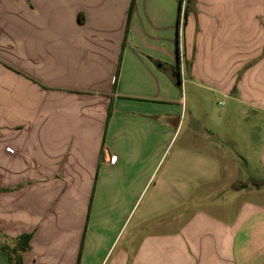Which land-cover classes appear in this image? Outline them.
<instances>
[{
    "label": "crops",
    "instance_id": "crops-1",
    "mask_svg": "<svg viewBox=\"0 0 264 264\" xmlns=\"http://www.w3.org/2000/svg\"><path fill=\"white\" fill-rule=\"evenodd\" d=\"M181 3L0 0V62L9 43L33 81L0 63V188L14 189L0 193V233L33 232L30 207L56 186L42 174L62 168L76 173L67 203L75 186L92 201L66 264H264V178L233 180L245 155L264 173V0H186L178 30ZM188 83L202 108L227 100L219 123L242 133L182 134ZM46 225L23 264L65 251Z\"/></svg>",
    "mask_w": 264,
    "mask_h": 264
},
{
    "label": "rangeland",
    "instance_id": "rangeland-1",
    "mask_svg": "<svg viewBox=\"0 0 264 264\" xmlns=\"http://www.w3.org/2000/svg\"><path fill=\"white\" fill-rule=\"evenodd\" d=\"M2 47H4L3 49H6L7 51H6V59L4 60V62L1 61L0 63L10 72L21 77L25 85L28 81L33 82L31 74L28 71L24 70L23 68L18 67L17 66L18 61L11 58V54L8 52L10 51L11 45L9 43H6L4 45H1V48ZM6 79L13 82L14 77L7 75ZM196 94L197 93L191 89V85H189V83L186 85V87L184 85L183 95L184 98L187 100V109H186V113L183 114L185 120L184 122H182V125L179 130L182 132V134L190 130L194 131L195 127L198 129L199 132H205V130H209L212 133V135L215 134V136H217V134H219L222 135V137L224 138L225 135L228 134H231L233 136L239 134V132L242 133V130L241 129L239 130V127H236L235 124L233 123H230V125H226L225 123H223L224 126H222L221 123H219L220 121H222L221 116H223L225 114V111H227V105H228L227 100L221 97H214V96L209 97L208 107L202 108L201 104H199L198 99H194V97H196ZM195 119H199V122L195 121ZM241 137L242 136H240V139L236 137L234 141L236 145H234L233 148H235L236 152L239 151L246 152L245 151L246 147H244L243 145L244 141ZM242 158L243 157L241 156V159ZM243 160L246 161L241 162L242 165L241 164L239 165L240 170L239 172H237V176L235 175L233 180L235 181H237L238 179L241 180L243 175H245L246 180H249L248 179L249 177L264 178V173L254 168L255 167L254 158L252 159V161H249V157L245 155ZM11 174L14 173H8L7 175H11ZM16 174H20L21 176V173H16ZM43 174L40 181L46 182L50 180V176H51V178L54 177V180H52L55 182L54 184L59 187L55 186L54 187L55 189L47 190L48 193L44 194L43 196L39 194L38 195L39 202L37 206L30 207V208L36 207L34 210L35 212H37V217L34 220L36 227L33 230V232L30 233L32 237L31 240L34 238V235L39 227H44L47 229L46 223H52L51 226L56 227L50 230V235L53 236L55 239L54 244L60 242L65 244V251L57 252V253L49 252L47 254V257H43L44 263H47L48 261L49 263L53 262L54 264H62V263L66 264L67 260L64 259V254H66V250L71 246L74 248V246H76L77 244L78 241L77 238L79 237V235L81 234L82 236H84L86 233V227L89 222L90 211L92 208L91 197L86 199L82 198L79 193L78 187L75 186L72 192L76 197V199H72L70 203H67L66 196H63V193L65 191H67L68 193L70 192L69 183L71 185L73 184V179H71L70 177L72 175H76V173L73 172L64 173L63 169L61 168L57 172L49 173L48 177H43ZM64 176L67 179H64ZM33 180L34 182L38 181L36 179ZM21 186L23 187V185ZM11 191H14V189L0 188V193L2 192L9 193ZM229 191L230 190L227 189L226 192L228 193ZM80 220H81V225L79 226ZM128 223L129 221L126 222L123 231L119 235L113 249L110 252L111 255L114 251L113 257L117 255V251L121 249V247L126 243L128 236H130L131 231L130 228H127ZM17 239L18 237L6 236L0 233V247H2L3 245H8L12 247L16 244ZM37 246L40 245L37 244ZM40 247L42 248V246ZM0 250L2 253H4L1 248ZM80 254H81V247L78 245L77 254L74 258L77 260V263L79 262Z\"/></svg>",
    "mask_w": 264,
    "mask_h": 264
},
{
    "label": "trees",
    "instance_id": "trees-1",
    "mask_svg": "<svg viewBox=\"0 0 264 264\" xmlns=\"http://www.w3.org/2000/svg\"><path fill=\"white\" fill-rule=\"evenodd\" d=\"M181 14V9H180ZM180 14L178 18V30L180 28ZM176 74L180 76V64L174 67ZM179 83H181V77L179 78ZM111 116V107L109 108L108 117ZM263 183H253L254 186H261ZM264 185V184H263ZM247 185H241V188ZM31 235L25 234L18 237L17 242L14 246L3 245L1 247L2 251L6 254L11 264H23V255L31 248Z\"/></svg>",
    "mask_w": 264,
    "mask_h": 264
},
{
    "label": "built area",
    "instance_id": "built-area-1",
    "mask_svg": "<svg viewBox=\"0 0 264 264\" xmlns=\"http://www.w3.org/2000/svg\"><path fill=\"white\" fill-rule=\"evenodd\" d=\"M185 8H186V0H182V3H181V14H180V28H181V26H183V23H184Z\"/></svg>",
    "mask_w": 264,
    "mask_h": 264
}]
</instances>
